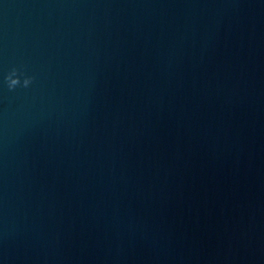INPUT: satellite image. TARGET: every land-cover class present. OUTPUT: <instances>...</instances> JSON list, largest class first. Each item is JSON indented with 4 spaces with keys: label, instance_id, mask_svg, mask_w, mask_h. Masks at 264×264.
<instances>
[{
    "label": "water",
    "instance_id": "water-1",
    "mask_svg": "<svg viewBox=\"0 0 264 264\" xmlns=\"http://www.w3.org/2000/svg\"><path fill=\"white\" fill-rule=\"evenodd\" d=\"M0 264H264V0H0Z\"/></svg>",
    "mask_w": 264,
    "mask_h": 264
},
{
    "label": "clouds",
    "instance_id": "clouds-1",
    "mask_svg": "<svg viewBox=\"0 0 264 264\" xmlns=\"http://www.w3.org/2000/svg\"><path fill=\"white\" fill-rule=\"evenodd\" d=\"M21 75L22 74H18V70L16 68H13L12 71L7 75L5 79L7 82V87L10 91L15 90L18 86L27 88L32 83V77H24V79L21 81Z\"/></svg>",
    "mask_w": 264,
    "mask_h": 264
}]
</instances>
